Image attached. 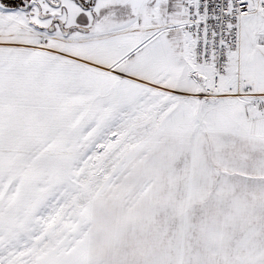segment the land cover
<instances>
[{
  "label": "snow or ice",
  "instance_id": "snow-or-ice-1",
  "mask_svg": "<svg viewBox=\"0 0 264 264\" xmlns=\"http://www.w3.org/2000/svg\"><path fill=\"white\" fill-rule=\"evenodd\" d=\"M0 264H264V0H0Z\"/></svg>",
  "mask_w": 264,
  "mask_h": 264
}]
</instances>
